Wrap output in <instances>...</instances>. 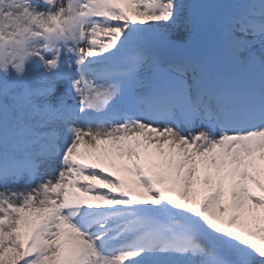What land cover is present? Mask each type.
<instances>
[{"label": "snow or ice", "instance_id": "snow-or-ice-1", "mask_svg": "<svg viewBox=\"0 0 264 264\" xmlns=\"http://www.w3.org/2000/svg\"><path fill=\"white\" fill-rule=\"evenodd\" d=\"M184 9L0 0V264H264V0L219 25L258 90L169 55ZM148 33L162 49L114 70Z\"/></svg>", "mask_w": 264, "mask_h": 264}, {"label": "rangeland", "instance_id": "rangeland-1", "mask_svg": "<svg viewBox=\"0 0 264 264\" xmlns=\"http://www.w3.org/2000/svg\"><path fill=\"white\" fill-rule=\"evenodd\" d=\"M258 4L259 0H184V11H186L187 14L183 15H185L186 18H190L195 21L198 26V31L196 32L195 39L190 45L180 51H170L169 55L193 57L211 56L214 61L219 59L222 62L232 65L227 55L224 54L221 49L222 35L219 25L229 14L237 12L245 6L249 8L256 7L258 9ZM143 39H145L146 42L142 43L143 41L141 40L140 43L136 44L138 47L140 45L143 47L136 50V55L138 50L141 49L153 52L160 51L163 47L156 42L153 34L151 33L145 34ZM149 41H152V43L146 44L149 43ZM253 50L256 52L257 56H259L258 44L253 46ZM123 65L126 64H123L122 61V65L117 67H121ZM241 73L242 76H246L247 78L252 76L260 77L259 64H254L241 71ZM156 76H161V78H163L162 73H149L147 71L141 73V78L151 77L155 79L157 78ZM10 184L11 186H9V188L15 189L17 186L13 183ZM4 187H8V185H4Z\"/></svg>", "mask_w": 264, "mask_h": 264}, {"label": "bare ground", "instance_id": "bare-ground-1", "mask_svg": "<svg viewBox=\"0 0 264 264\" xmlns=\"http://www.w3.org/2000/svg\"><path fill=\"white\" fill-rule=\"evenodd\" d=\"M184 14L186 15V11H184ZM184 15V17H185ZM186 18V17H185ZM142 43L146 42L145 39H142ZM140 43V42H139ZM152 41H149V43H146V44H151ZM137 43H133L131 45H129L123 52H121L118 57L112 62V65L111 67L114 69V70H120L124 67H117L119 65H122V61H123V64H125V62L127 63L126 65H128L129 61H131V58L133 56V54H136V50L139 49V48H143L141 45L138 47L136 45ZM125 60V62H124ZM228 64H226L225 62H222L221 60L219 59H216L215 60V67H225L227 66ZM157 79H162L161 76H156ZM229 77H232V78H235L237 77V73H234L232 70H217V79L220 81V82H224L227 78ZM256 80H259V77H254ZM244 81H247L244 79ZM245 83H253L251 82L250 80L245 82ZM67 103L69 104H72L74 101L71 99V97H68L67 98ZM123 107V106H122ZM11 182H9L7 185L8 187L11 186L10 184ZM23 181H20L19 183H17V189L21 188L23 186ZM15 188V189H16Z\"/></svg>", "mask_w": 264, "mask_h": 264}]
</instances>
